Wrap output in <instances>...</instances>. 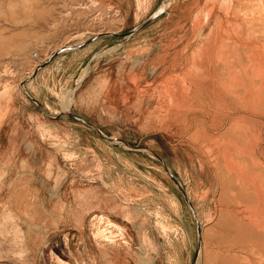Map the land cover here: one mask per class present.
<instances>
[{
  "label": "rangeland",
  "instance_id": "374dc122",
  "mask_svg": "<svg viewBox=\"0 0 264 264\" xmlns=\"http://www.w3.org/2000/svg\"><path fill=\"white\" fill-rule=\"evenodd\" d=\"M263 134L264 0H0V264H264Z\"/></svg>",
  "mask_w": 264,
  "mask_h": 264
},
{
  "label": "bare ground",
  "instance_id": "6f19581e",
  "mask_svg": "<svg viewBox=\"0 0 264 264\" xmlns=\"http://www.w3.org/2000/svg\"><path fill=\"white\" fill-rule=\"evenodd\" d=\"M210 65H211V64H210ZM211 66H212V65H211ZM204 67H205V66H204ZM208 67H209V66H208ZM206 69H207V68H206ZM201 70H202V69H201ZM206 74H207V73H206ZM210 74H211V73H210ZM212 76H213V75H212ZM213 78H214V77H213ZM206 79H207V78H206ZM210 79H212V78L210 77ZM208 81H209V80H208ZM213 81H214V80H212V82H213ZM209 83H210V82H209ZM1 96H2V95H1ZM263 135H264V134H263ZM255 180H256V179H255ZM253 181H254V180H252V183H253ZM252 185H253V184H252ZM254 185L257 186V185H256V182H255ZM256 188H257V187H256ZM258 191H259V190H258ZM258 191H257V192H258ZM254 192H255V191H254ZM254 196H255V195H254ZM258 196H259V195H258ZM256 198H257V197H256ZM259 217H260V216H259ZM253 220H254V219H253ZM253 220H252V221H253ZM255 220H256V218H255ZM255 220H254V223H255ZM254 226H255V225H254Z\"/></svg>",
  "mask_w": 264,
  "mask_h": 264
},
{
  "label": "water",
  "instance_id": "95a60500",
  "mask_svg": "<svg viewBox=\"0 0 264 264\" xmlns=\"http://www.w3.org/2000/svg\"><path fill=\"white\" fill-rule=\"evenodd\" d=\"M133 32H134V30L130 31V32H129V33H127V34H131V33H133ZM104 35H108V33H105ZM110 35L117 36V34H115V33H113V34H110Z\"/></svg>",
  "mask_w": 264,
  "mask_h": 264
}]
</instances>
